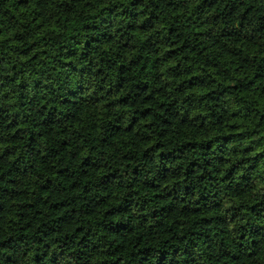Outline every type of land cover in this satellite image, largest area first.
Instances as JSON below:
<instances>
[{"label":"trees","instance_id":"1","mask_svg":"<svg viewBox=\"0 0 264 264\" xmlns=\"http://www.w3.org/2000/svg\"><path fill=\"white\" fill-rule=\"evenodd\" d=\"M0 264H264V0H0Z\"/></svg>","mask_w":264,"mask_h":264}]
</instances>
